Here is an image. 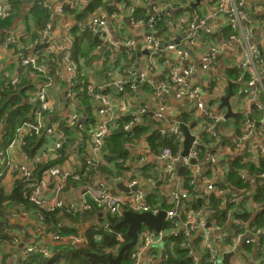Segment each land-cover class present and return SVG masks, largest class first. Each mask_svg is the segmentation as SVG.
<instances>
[{
	"label": "built area",
	"instance_id": "2783aa9c",
	"mask_svg": "<svg viewBox=\"0 0 264 264\" xmlns=\"http://www.w3.org/2000/svg\"><path fill=\"white\" fill-rule=\"evenodd\" d=\"M82 0H64L60 5L56 7V13H62L65 6L71 4L80 3ZM207 6L211 4H216V10L218 11V16L216 11H213V17L209 16L206 19L201 20V10L194 11L196 9L193 3H187L184 0H157L156 3L150 4L151 7L148 8L145 18L139 20L134 19V14L136 8H130V15L127 16L132 20V22L139 23L144 25L147 31L146 37L140 43L128 38H122L118 42H112L109 49L115 50L120 47L128 49H136L137 47L143 46V48L148 49L155 61L158 62L156 54H162L165 57V53L175 51L182 60H186L187 56L190 54V51L199 43L200 33L203 31L205 33V38L208 40V43L213 41L214 34L220 33L224 36L227 46L239 42L242 45V53L238 61L237 67L238 72L240 70L244 78V88L239 91L238 96L243 100L251 99L253 104L249 105L248 112L243 114L241 119L242 123L245 121L244 126H238L240 128L239 138L234 142L236 149L243 150L245 154V159L239 165V170L237 173L238 178L243 180H250L254 185L256 184L257 177L250 173L249 166L250 164L258 165L260 158H264V43L260 45L251 44L249 41L254 35L255 28L258 26L252 16L253 10H247L249 0H207ZM201 2V0H200ZM46 5V2H44ZM200 4V3H199ZM198 6V5H197ZM210 8V7H208ZM153 10L156 14L151 15L147 23L145 24L147 15L150 14ZM258 7L254 8V12H257ZM10 8L8 7L7 0H0V15H8ZM180 12L183 14L173 20V14ZM196 13V14H195ZM199 20V22H197ZM217 22L215 28L210 22ZM219 21V22H218ZM164 24L167 28L166 31H163L159 37H154V33L162 31L165 27L161 29V25ZM90 26L95 27V33L102 34L105 36V39L108 38L106 32L107 22L102 16L93 18ZM228 26L230 28V33L227 34L223 28ZM51 25L48 26V31L44 34V42L47 44L43 50H39L36 53L30 54H20L19 60L23 66H31L36 69L39 73L40 80L37 82V92L35 95L36 106L31 112L29 119L23 121L19 128L16 130V137L9 142L5 148H0V156H7L0 161V164L3 167L4 171H19V174L22 176L23 182L29 184V187L32 189L30 193V199L38 202L42 207H46L49 210H53L56 207H66L72 212L77 210H89L91 208L90 201H95L98 205L103 208V212L118 213L121 212L122 206H127L128 209L135 212H152L157 214L161 209L156 207V204H150L145 202V194L141 189H137L129 193L128 195H121L113 193L107 185L102 181H95L97 188L93 186L83 187V192L79 196H73L66 201L62 199L60 194L61 191L65 188L64 180L70 175L74 179H80V173H77L76 170H63L61 166H53L49 169H46L43 172V175L37 176L38 178L33 179L34 171L30 164L41 160L39 156L28 157L21 153V148L26 145L24 136L36 135L37 137L45 138L46 150L52 149L51 151L60 150L68 143V138L65 132L59 128L60 123L65 119L69 124L79 123V129H86V124H82L81 120H78V113H72L70 116L64 118L63 120L56 122H48L47 117L54 112L53 105L51 104L48 96V88L52 86V78L47 75L48 65L45 61L41 60L42 56L51 57L52 50L57 48V43L55 39H52L50 36ZM183 32L188 33L185 38L180 39L178 43H170L176 41L179 35ZM165 34V35H164ZM167 35L170 38L168 42L166 41ZM216 35V34H215ZM172 36V37H171ZM165 37V38H164ZM165 39V41L162 40ZM205 38H201L205 41ZM211 40V41H210ZM14 41V36H8L4 41L3 45L0 47V53L2 50L7 49L10 42ZM215 43V39L213 41ZM163 43H167L166 46L162 47ZM73 45V43H72ZM141 48V47H140ZM220 45L209 47L208 54H205L202 58L203 61H200L203 70L208 69L209 65L214 61L217 53L220 50ZM67 61H71V52L66 57ZM153 60V62H155ZM156 63V62H155ZM148 68V67H147ZM73 72V83L76 78V70L71 66L70 68ZM197 70L195 65H176L172 67L165 76L163 80V90H169L171 87H175V93L177 98H185L191 101V103H196V109L203 110L204 115L201 120V133L194 135L195 140L193 146L188 155L183 156V148L180 153H173L170 148H164L160 157L161 162L163 160L170 159L171 161L167 164H161L158 166L157 171L160 172L163 178L166 179L168 176H176L174 172V167L184 166L187 169L192 170V172H197V164H193L192 160L198 161V147L202 144L203 139L207 136L209 138H214L215 142L222 140L221 132H225V128L228 130L224 124L228 118L225 117L226 112L222 108V105L216 104L206 107L205 104L200 99V88L192 83H189V77ZM133 70H129L132 72ZM240 74V73H239ZM136 75V73H135ZM167 75L169 77H167ZM3 72L0 70V78H2ZM137 77V76H136ZM139 77V75H138ZM142 78V75H140ZM16 82V77L13 78ZM119 88L120 82L116 84ZM133 87H136V84H133ZM161 90V87L159 86ZM70 97H75L74 95H69ZM258 98L262 102L256 101ZM214 108H217L216 110ZM162 108L160 111H163ZM114 108L110 104H106L103 108L98 110L100 115L109 116L110 120H114ZM145 113V112H143ZM253 113H257L258 117L253 118ZM162 119L163 115L161 112L156 114V119ZM139 122V117H135L133 121L128 123L125 128L127 130L132 129ZM112 124V125H111ZM113 121H103L96 124L95 129L91 132V148L93 150V155L85 160V166L87 169L102 163V158L98 157L97 152H101L105 148L106 138L110 135L113 128ZM258 128V129H257ZM171 135L178 136L181 135L180 128L177 123H174L169 130ZM51 141V144L48 142ZM183 141V140H182ZM84 143V141H82ZM86 144V143H85ZM77 145V144H76ZM75 145V146H76ZM82 147V143L79 145L78 149ZM233 148V145H227L225 148H221L220 152L217 150V153H225L227 149ZM19 151L22 157V163L16 162L13 157V152ZM218 159V155H212L210 162L215 163ZM200 162V161H198ZM248 165V166H246ZM84 166V165H83ZM2 173H0V176ZM59 175L60 183H56L53 180L49 181V178ZM170 177V178H171ZM183 179V177H180ZM260 181L264 184V172H261L258 175ZM35 180L36 182H34ZM54 184L56 187L51 190L57 192L54 198H49L44 194L45 190ZM214 182L208 185V190L215 192L217 197H220L221 200L219 205L222 209L226 205L230 204V209L227 214V221L225 227H223L217 221H211L210 215H208V220L203 221L200 226L196 224V221L191 220L200 212L206 211L205 209L194 210L192 208L187 209L191 206L189 203L193 199V195L190 193L189 189L185 187L182 182L178 186V189L174 190L170 195V202L173 204V207L170 210H167L166 224L161 232L149 231L144 227L138 234V239L133 247L131 252V258L133 259V264H146L142 260L147 249H150L151 253L158 255L165 251V261L170 257L167 254V247L173 249V246L177 243V240L180 238V235L183 234L184 238L186 237L187 246L190 249L189 257L193 258L195 264L201 262H211L212 264H224V255L233 252L234 254L230 258V264H232V259L237 260V264H264V227L251 226L250 222H241L234 223L229 220L231 216H235L238 212L242 211L243 208H248L251 211L256 212L261 209L259 205L255 206V202L251 199L252 191L241 192L238 194H232L230 197L224 198L222 188L214 189ZM131 187L137 186V181L134 180L130 184ZM232 186H229V189L232 190ZM236 191V190H234ZM247 194V196H246ZM221 195V196H218ZM225 195V194H224ZM219 206V207H220ZM255 206V207H254ZM257 208V209H256ZM263 208V207H262ZM264 209V208H263ZM207 212V211H206ZM215 212V211H214ZM214 212H212L214 215ZM185 214L186 218L189 219V224L183 225L179 228V221L181 214ZM209 214V213H207ZM253 214V213H252ZM177 215V216H175ZM201 213L197 216L199 218ZM216 216V215H215ZM30 217L29 213L25 210L14 211L13 218L15 219H26ZM178 217V219H175ZM185 218V220H186ZM213 219V218H212ZM184 220V221H185ZM182 221V224L184 223ZM175 223L176 227L173 229H165L169 224ZM228 227V230L225 229ZM111 229H108L110 231ZM195 230L196 232L191 234V231ZM223 230V232H222ZM222 233L223 235H221ZM167 236L168 239L163 243V247H158L157 244L163 241V237ZM53 240L59 241L61 238L58 234L52 233ZM119 244L116 246L115 251H109L108 254L111 256H117L119 253V246L123 241V235H116ZM67 241L70 244L80 245L86 244L87 238L85 235H70L67 238ZM16 244H19L21 241L16 237ZM258 247H260L258 249ZM258 251L255 252V250ZM35 254H43L45 257H51L52 252L47 248L39 244H28L25 245L20 251L21 259H26ZM248 258V261L245 259ZM208 259V260H207ZM15 260V258H14ZM13 260V261H14ZM20 259L16 260L15 264H21Z\"/></svg>",
	"mask_w": 264,
	"mask_h": 264
},
{
	"label": "crops",
	"instance_id": "0c3cea01",
	"mask_svg": "<svg viewBox=\"0 0 264 264\" xmlns=\"http://www.w3.org/2000/svg\"><path fill=\"white\" fill-rule=\"evenodd\" d=\"M184 1L187 3H193L194 0ZM156 2L157 0H147L146 2H139L138 0H116L114 5H116L117 8L119 7L118 10L120 12L122 11L125 16H129L131 13L130 8H141V11L148 12L147 7L150 4ZM61 3H59V5ZM248 3L247 10H253L252 16L256 22V25L258 26L255 28L254 35L251 37L249 42L251 44L260 45L261 43H264V0H249ZM207 4V0H201L197 8L194 9V11L202 9L200 14L201 20L206 19L209 16L213 17V11H216V15L214 17L218 16L216 4L213 3L211 6H207ZM255 7H258L257 12H254ZM182 14L183 12H177L173 14V20L175 17L179 18ZM100 16L107 20L106 32L108 38L105 39L102 46H98L95 51L89 52L86 56L87 61L82 68L83 72H81L88 81V84L85 85L88 88V94H85L82 92L81 88H76L77 85L73 83V72L70 69L71 66L66 57L71 50L72 42L75 40L73 31L76 28H85L90 26L92 19ZM126 19L127 17L120 19L114 15H110L104 9H98L83 23L77 22L73 18H69L64 15L55 17L51 23L50 36L52 39H55L57 48L52 50V55H54L52 60L55 63L51 74L52 86L48 88V96L51 104L53 105L54 112L50 114L47 119L50 121L53 120V122H56L57 120L61 121L64 118L70 116V114L76 112L80 114V118L78 120H83L82 124H85L87 119H89L88 113L91 110V112H94L97 116V124L105 120L112 122L114 120H110L109 116L100 115L99 112H97L106 104H110L113 106L114 110H117L118 112L120 111L121 113L123 112L126 115H131L133 117L138 116L140 123L152 118L157 120L158 123L153 124L151 121H147V124H149L150 130L152 132L158 131L161 134H170L169 130L174 123H177L180 128V122L176 119L177 116L180 115L183 119V122L189 126L191 134H198L197 136H199L201 129H203L201 125V120L204 117L202 113L203 110H197L196 103H191L188 99L177 98L175 87H171L168 91L162 89L164 82L163 80L165 79L166 73L172 67L176 65H195L197 70L189 77L188 82L195 84L200 88L201 95L199 101L203 102L206 107H209L213 104H216L217 106L219 104L221 107V98L228 96L231 88L233 94L229 98L230 106L232 111L237 114V116L228 117L224 124L229 129L227 130L225 128V132H221V136L224 140L221 138V140L216 142L214 146L208 147L206 149L205 158L198 160L200 161L197 164L198 171L193 172V184L197 192L192 188L191 191L193 194H198L194 199L198 202V205L202 206L199 209H205L207 213H211L214 211L212 200H209L206 195L214 194L216 196V194L215 192H210V190H208L207 187L210 183L214 182L215 184L213 190H217V187L222 188L221 190L223 191V197L226 198V200L233 193H241V191L234 187L232 180L233 177L237 175L239 165L245 159L246 153L241 149H236L234 142L239 138L238 134L240 132V128L238 126L242 127L245 125V121L244 123L241 121L243 114H246L248 112L249 105L253 104L251 99L241 101L238 96L239 91L244 88V78L240 70L238 72L237 67L240 55L242 53V45L239 42H235V44L232 46L231 44L227 46L225 43L226 40L224 36L221 35V32L215 33L216 35L214 34V37H212L213 41L215 39V43L213 41L208 43V40L205 38V33L202 31L200 33L201 36L199 43L190 51V54L187 56L185 61L182 60V58L178 56L175 51L165 53L164 59L158 60V62L155 61L153 56L146 54H142L141 59L138 61L137 55L133 52H142L146 50L143 48V46L136 50L129 49L131 53L128 56L123 55V48H117L115 49V54L110 56L109 60H106L107 57L104 58V55L106 52H108L107 50H109L111 45L109 39L115 43L122 38H129L141 43L146 37L148 30H146L144 25H140V22H131L130 20ZM20 20L21 18L16 23L18 27L16 25L14 26V30L18 28V31L15 32L23 34L27 31V29L23 21L21 22ZM210 21V23L215 28H217V22H212L213 20ZM201 38H205L206 40L203 41ZM170 39L172 40L173 38H170L167 35L166 41L168 42ZM217 43L220 45L221 49L214 58V61L209 65L208 69L203 70L200 61H203V56L208 54L209 47L216 46ZM86 44L87 42L82 43V45ZM123 59L125 61L124 63H127L130 66V69L134 71H132L134 75L136 73L135 67L138 66L137 70H139L138 72L140 75H142V78L138 76L136 77L135 75V81L138 86L136 88L133 87V91H130L128 94L122 95L118 93V88L115 87L116 83L113 84L112 81L124 78L119 67V64L121 65ZM18 60L19 56L14 58L10 53H7L5 55V59H3V64L8 66H13L15 64L20 65L21 63ZM153 60L156 63L153 62ZM31 75L34 76L33 74ZM16 76L17 73L13 75L14 78ZM39 79L40 78L37 75L33 77L36 88ZM121 81L122 80L119 82L120 86L122 87L129 83H127V81ZM230 83L232 86H230ZM159 86L161 87V90L159 89ZM36 88L26 91L25 96L23 97L24 101L33 103L37 92ZM69 95H74L75 97L73 98ZM87 97H92L93 99L89 101ZM256 101L262 102L260 98H258ZM143 108H145L144 111H142ZM162 108L164 110L160 111ZM222 108L225 112H227L225 106H222ZM214 109L216 110L217 108ZM141 111L145 113H142ZM159 112H161L163 115L162 119H156V114ZM77 123L73 124L77 133L74 132L73 137L71 136L72 138L76 139L77 145L70 150L68 158L64 164H54L53 166L59 165L63 170H76L78 167H80L81 163L79 157L80 153L86 152L87 155H93L91 143L84 144L82 142L83 136L81 135L79 125H77ZM178 138L179 141L181 140V143H183L182 140L184 139V136L182 132L181 135H178ZM107 140L108 139H106V142ZM48 142L51 144V141L48 140ZM45 143L46 141H44V144L40 147L38 156L43 159L50 155L47 159L54 160L53 154L50 153L52 149L50 148L49 150H46V148H44ZM81 143V152H79L78 147ZM227 145H233V148L227 149L225 153H217V150L220 152L221 148H225ZM106 148L107 147H105V149L101 152H97L98 157L103 159L102 163L110 162L108 159L109 152H107ZM124 148H128V151H130V156L127 154V161L119 168L120 178L111 179L108 176H101V181L104 182L113 193L121 194L123 196L128 195L129 192L125 191L124 187L119 188L116 186V183L121 182L125 187L128 188L131 182L136 180L137 186L145 194V202L152 203L154 201L159 202L164 198H168L174 190L178 189V186L181 184V182L183 185L185 184L184 179L178 177L177 174L173 177L170 176V179L162 177L160 172L157 171V168L161 164L168 163L167 160H163L161 162L159 157L161 156L163 150L151 149L150 143H148L146 139H143V137L136 141H125ZM21 153L19 151L13 152V157L16 162L22 163ZM212 155H218V159L215 163L210 162ZM231 166H233V170L230 172ZM7 171L9 172V170ZM202 171L203 173L201 174ZM0 173H2V183L9 188L11 186L9 185L10 180L8 179L10 177L15 179L19 171H10L8 174L9 177L6 180H3L6 171L3 170L2 166H0ZM226 178H228L227 183L225 181ZM229 186H232V190L229 189ZM55 187L56 186H48L44 194L51 199L54 198L56 195H58L57 192L51 191ZM93 187L97 188V186ZM63 191L64 193L60 194L62 199L66 201L73 196H79L83 192V187L68 186V188H64ZM217 198L219 199V207L221 198ZM254 214L256 215V211ZM254 214L253 216H255ZM28 219L29 220H23L20 222L21 228H17V230L12 232L13 237H19L22 240L29 241V243L36 242L37 244H41L48 248L50 246L49 243H54L56 245L59 242L61 245L69 244L66 239L63 241L53 240L52 231H47L48 227L43 224L39 217L32 218L30 216ZM16 220L18 219H12V221ZM36 221H38V224ZM62 221L64 225H73L71 221L65 219H62ZM178 222L179 228L183 227V225H186L185 223L182 224V221ZM188 224L189 221L187 225ZM86 225H83L82 228H80L81 235L87 233V231L90 230L92 227V222L87 223ZM225 225L226 224H224L223 227H225ZM225 230L227 231L228 227ZM220 234L223 235L222 233ZM18 246L19 245L15 243L16 249H18ZM4 247L5 251L3 249L2 251L6 252L5 254H7V252H11L8 250L7 246ZM259 248L260 247H258V249ZM258 249H256L255 252L258 251ZM162 254L163 252L155 255L154 253H151L150 249H147L144 257H142L141 262L143 261L146 264H163L165 263V255L162 256ZM12 258L13 257L9 259L7 262L8 264L13 263ZM245 260L248 261V258ZM237 263V260L233 258L232 264Z\"/></svg>",
	"mask_w": 264,
	"mask_h": 264
},
{
	"label": "trees",
	"instance_id": "16d2710c",
	"mask_svg": "<svg viewBox=\"0 0 264 264\" xmlns=\"http://www.w3.org/2000/svg\"><path fill=\"white\" fill-rule=\"evenodd\" d=\"M64 0H7L10 12L8 15H0V44L8 37L14 36V41L10 42L7 49H3L0 53V70H3V76L0 78V142L3 145H7L12 141L16 135V130L19 125L30 118V114L33 111L34 104L32 102L24 101V96L27 90L34 89V81L31 74L39 75L36 69L31 66L23 65H13L8 66L3 64V59L5 55L10 53L14 58L20 54H26L27 52H32L33 54L38 52L40 49L45 48L46 43L44 42V34L48 31V26L51 25L52 21L56 16L64 15L69 18H73L75 21L83 23L90 15H93L98 9H104L110 15H115L120 12L116 10V0H82L80 3L71 4L65 6L62 13H56V7ZM139 2H146L147 0H138ZM46 2V5L44 4ZM138 14L134 16L135 20L145 18V11L137 9ZM135 12V13H136ZM124 16V13H121ZM21 18V22L25 24L27 31L25 33H17L18 28L14 30V26H17L18 20ZM106 20V19H105ZM126 20H132L127 17ZM107 21V20H106ZM18 27V26H17ZM223 30L229 34L230 28L225 26ZM74 39L76 40V46L72 48V58L71 62L76 68L77 75L74 79V84L77 85L76 88L82 90L83 93L88 94V88L85 86L88 84L85 76L81 72L82 68L87 61L86 56L89 52L95 51L97 47L102 46L105 41V36L99 33H95V27L87 26L85 28H76L73 31ZM3 39V40H2ZM2 41V42H1ZM81 42V44H80ZM87 42L86 45L82 43ZM43 44L42 46H38ZM141 47V46H140ZM137 47V48H140ZM104 58L109 60L110 56L115 54L116 50H107ZM124 56L130 55L126 49L122 51ZM159 60L164 59L162 54H156ZM41 60L49 64L47 75L51 76L52 68L54 63L50 57L42 56ZM122 60L119 67L121 73H123L124 78L116 79L112 81L113 84L119 83L120 80L127 81V85L122 88H118L117 91L120 94H128L133 91V84L136 82L135 75L129 72L130 66L124 63ZM124 63V64H123ZM13 71V72H12ZM17 73L16 82H14L13 75ZM32 80V81H31ZM111 84V85H113ZM115 84V85H116ZM114 86V85H113ZM116 87V86H115ZM82 94V93H81ZM91 101L92 97H87ZM90 103V102H89ZM114 121L113 130L110 135L106 138L108 139L105 147L107 152H109V161L107 163H99L90 169L85 166V160L89 157L86 152L80 153V167L76 169L77 173H80L81 178L74 179L72 176H68L64 180V186H96L95 181H101V176H108L111 179L120 178L119 168L125 164L127 161V154L130 156V151L128 148H124L125 141H136L143 137L151 145V149L163 150L164 148H170L173 153L182 152V143L179 141L178 136L171 134H161L158 131L152 132L150 130L147 121H151L153 124L158 123L155 119L145 120L143 123L132 127V129L127 130L125 126L133 121L135 116L126 115L123 112L113 111ZM89 119L86 121V129L81 130V135L83 136V141L89 143L91 140L90 130L93 131L96 126V114L93 112L88 113ZM253 118H257L258 114L253 113ZM48 122H53L48 120ZM112 125V124H111ZM59 128L62 129L67 138L68 143L66 146L60 150L51 151L54 160L43 158L35 163L30 164L34 171L33 179L38 178L37 176H42L46 169L53 167L54 164H64L68 158L70 150L76 145V139L72 138L76 130L73 124H69L65 119L60 123ZM258 129V128H257ZM77 133V132H76ZM72 136V137H71ZM26 145L21 148L23 155L28 157L38 156V151L40 147L44 144V137H37L36 135L24 136ZM215 142L214 138L205 137L202 144L198 147V160H202L206 156V149L212 147ZM81 152L80 149H78ZM6 155L0 156V161L4 159ZM84 165V166H83ZM248 166V165H246ZM75 169V168H74ZM250 173L257 177L256 184L254 185L250 180H243L235 175L233 177V184L241 192L252 191L251 199L255 202V206H261L256 215L255 211H251L248 208H243L242 211L238 212L235 216L239 218L241 222H250L251 226L264 227V184L258 178L261 172H264V158H260L258 165L250 164ZM175 174L178 177H183L184 186H186L190 193L193 194L191 188L197 192L194 187V173L192 170L187 169L184 166L174 167ZM170 179V176H168ZM36 182L35 180H33ZM231 181V180H230ZM191 185V186H190ZM50 186H55L51 184ZM236 189V190H237ZM31 188L29 184L23 182L22 176L18 173L16 175V181L11 187H7L2 183V178L0 177V264H8L7 262L13 255L18 256L15 239L12 236V232L21 228L20 222L22 220L12 221L14 211L25 210L29 215L34 218H41L43 224L48 227V232H53L60 236V241L66 239L70 235H78L81 233L80 228L87 223L92 221H97L99 224H108L109 228L95 227L91 228L86 233L87 243L86 244H64L61 245L59 242L57 245L54 243H49V249L55 252L53 257H45L43 254H35L26 259H20L21 264H109L108 253L109 251L114 252L116 246L119 244L116 235L122 234L123 241L120 244L121 249L124 244L131 241L128 236L129 225L123 222L121 213H111L103 212L97 202L90 201L91 208L89 210H77L72 212L66 207H56L53 210H49L46 207H42L38 202L30 199ZM198 194H193V199L189 203L191 206L187 209L192 208L194 210H199L201 205L194 199ZM209 200H212L214 217L216 215V220L219 221L221 225L226 223L228 210L231 208L228 203L224 209L218 207L219 199L214 194L206 195ZM205 196V200H206ZM150 204H156L161 210H170L173 204L170 202L169 197L157 202L154 201ZM254 206V207H255ZM263 207V208H262ZM122 209H128L127 206H122ZM257 209V208H256ZM255 216H253V214ZM186 218L185 214H181L179 221H184ZM62 219L71 221L73 225H64ZM178 222V221H176ZM179 223V222H178ZM77 225V227H76ZM87 226V225H86ZM175 223L169 224L165 229L175 228ZM107 229H111L107 231ZM66 237V238H65ZM189 241H186L183 234L177 240V243L173 246V249L167 247V254L170 257L163 264H195L193 258L189 257L190 249L187 246ZM7 246L8 250L5 251ZM14 247V248H13ZM134 248L127 249L123 256V262L128 264H133V259L131 258V252ZM15 250V252H14ZM208 260V259H207ZM204 264H212L207 261Z\"/></svg>",
	"mask_w": 264,
	"mask_h": 264
},
{
	"label": "water",
	"instance_id": "95a60500",
	"mask_svg": "<svg viewBox=\"0 0 264 264\" xmlns=\"http://www.w3.org/2000/svg\"><path fill=\"white\" fill-rule=\"evenodd\" d=\"M200 0H196V2L193 4V6L196 8L197 5H199ZM149 7L152 8V5H150ZM156 14L153 10H151L150 14L147 15L146 17V21L145 24L147 23V21L149 20V18L151 17V15ZM197 22H199V20H197ZM167 28L165 27L162 31H158L156 33H154V37H159L160 34L163 31H166ZM188 35V33L183 32L181 35L178 36V38L176 39V41H172L170 43H178L180 42V39L185 38ZM3 40V39H2ZM2 42V41H1ZM40 46L43 44H39ZM167 43H163L162 47L166 46ZM30 52H27L26 54H29ZM134 54L137 55V60L139 61L141 59L142 54H146V55H150L152 56V53L146 49L142 52H134ZM136 68V73L137 75L140 76V73L138 72V66L135 67ZM230 86H232V84L230 83ZM233 94V91L230 88L229 94L228 96L221 98V105L225 106L227 109V112L225 114V117L228 118L230 116H237L236 113H234L231 109L230 106V101L229 98L230 96ZM191 102V101H190ZM143 116V115H142ZM179 122H180V131L183 133L184 139H183V156H186L189 154L192 146H193V142L195 140V136L191 134L189 126H187L184 122L183 119L180 115L177 116L176 118ZM83 122V120H81ZM77 125H79V123H77ZM105 148H103L104 150ZM168 162H170V159H167ZM193 164H198L199 162L197 160H192ZM233 170V166L230 167V172ZM203 173V171L201 172V174ZM229 175V174H228ZM226 183L228 182V178H226ZM116 186H118L119 188H123L124 190L127 192H131L132 190H136L139 187L138 186H133V187H125L123 185V183L119 182L116 183ZM138 187V188H137ZM200 201V199H199ZM122 218H123V222L127 223L129 225L128 228V236L131 238V241L124 244V246L119 250V253L117 256L113 257L111 256V254H108V258H109V264H128L123 262V256L124 253L127 249L133 248L137 242L138 239V234L139 232L146 227L149 231H156V232H161L162 229L164 228L165 224H166V218H167V212L164 210L159 211L156 215L153 214L152 212H134L132 210H123L122 211ZM175 219H178V217H175ZM25 225V224H24ZM35 225V224H34ZM33 225V226H34ZM37 225V224H36ZM92 227H100V228H107V224H97L95 222H92ZM223 232V230H222ZM168 239L167 236L163 237V241L165 242V240ZM163 241H161L160 243L157 244V246L161 247L163 245ZM23 246V244H21V247ZM163 254L162 256L165 255V251L162 250ZM233 252H229L227 254L224 255V260L223 263L224 264H230V258L233 255ZM198 264H202L201 262H199Z\"/></svg>",
	"mask_w": 264,
	"mask_h": 264
},
{
	"label": "rangeland",
	"instance_id": "374dc122",
	"mask_svg": "<svg viewBox=\"0 0 264 264\" xmlns=\"http://www.w3.org/2000/svg\"><path fill=\"white\" fill-rule=\"evenodd\" d=\"M119 8V7H118ZM117 7H116V10L118 9ZM118 11V10H117ZM121 12H118V13H116L114 16H116L117 18H120V19H123V18H125V17H127V16H123L122 14H120ZM138 13L136 12L135 14H134V16H136ZM163 27H165V25L164 24H162L161 25V29L163 28ZM165 35V34H164ZM162 40L163 41H165V39L164 38H162ZM51 57H52V55H51ZM53 63H55L54 61H53ZM46 64L48 65V67H49V64L46 62ZM54 66V65H53ZM167 77H169L168 75H167ZM135 84H136V82H135ZM154 85V84H153ZM138 85L136 84V87H137ZM135 87V88H136ZM153 89V88H152ZM157 92V91H156ZM145 110V108H143L142 109V111H144ZM141 111V112H142ZM143 113V112H142ZM125 114V113H124ZM78 117H80V114L78 115ZM136 117H138V116H136ZM140 122H138L137 124H139ZM0 166H2V165H0ZM10 172H8V171H6V173L4 174V178H3V180H6L8 177H9V174ZM167 177V176H166ZM165 177V178H166ZM8 180H10V183H9V185L10 186H13L14 185V181H16V178L15 179H13V177H10ZM7 180V181H8ZM50 180H53L54 182H56V183H60V177H59V175H55V176H53V178H49V181ZM204 181V180H203ZM106 185V184H105ZM81 187H83L82 185H81ZM68 188V186L67 187H65V189H67ZM60 193H64V191H61ZM219 196V195H218ZM246 196H247V194H246ZM212 212H214V211H212ZM211 212V213H212ZM201 213V216L199 217V218H197V216L199 215ZM199 214H197L195 217H193V218H191V220H194V221H196V224L198 225V226H200V224L203 222V221H206V220H208V215L210 214V217H211V221H217L216 220V216L214 217V215H212L211 213H209V214H207V212L206 211H203V212H200ZM212 215V216H211ZM175 216H177V215H175ZM213 218V219H212ZM24 220H26V219H24ZM229 220H231V221H233L234 223H238L240 220H239V218H237L236 216H231L230 218H229ZM39 222H41L40 220H38ZM38 221H36V223L38 224ZM188 221H189V219L188 218H186V220L184 221V223L186 224V223H188ZM196 231L195 230H193V231H191V234H193V233H195ZM50 247V246H49ZM52 251V250H51ZM54 252V251H53Z\"/></svg>",
	"mask_w": 264,
	"mask_h": 264
},
{
	"label": "clouds",
	"instance_id": "9594fccd",
	"mask_svg": "<svg viewBox=\"0 0 264 264\" xmlns=\"http://www.w3.org/2000/svg\"><path fill=\"white\" fill-rule=\"evenodd\" d=\"M60 16V15H59ZM107 22V21H106ZM129 39V38H128ZM6 40V39H5ZM4 40V41H5ZM76 40L77 39H75L72 43H73V45H71V50H70V52H71V58H72V48L74 47V46H76ZM4 41L0 44V47L3 45V43H4ZM42 42H44V40L42 41ZM43 44H45V42L43 43ZM47 45V44H46ZM38 46H40V45H38ZM42 46V45H41ZM46 47V46H45ZM120 48H123V49H126L128 52H130V50H136V49H138V48H136V49H128V48H124V47H120ZM44 49V48H43ZM43 49H40V50H43ZM109 50H111V49H109ZM134 53V52H133ZM30 54V53H29ZM31 54H32V52H31ZM51 58V60L54 58V55H52V57H50ZM19 62H20V60H18ZM52 62H53V60H52ZM21 63V62H20ZM69 64H70V66H72V67H74L73 66V64H72V62L70 61L69 62ZM22 65V64H21ZM75 70H76V68H75ZM3 71V70H2ZM34 76L36 75V74H33ZM76 75H77V71H76ZM38 76V75H37ZM136 76H138L137 74H136ZM39 77V76H38ZM51 78H52V76H50ZM140 77V76H139ZM14 78V77H13ZM40 78V77H39ZM40 80V79H39ZM38 80V81H39ZM117 88H119V86H116ZM122 87V86H121ZM34 88H36V85L34 86ZM36 90H37V88H36ZM34 91V90H33ZM68 99V98H67ZM33 104H34V107L36 106V103H35V98H34V101H33ZM95 129V128H94ZM80 130V129H79ZM80 132H81V130H80ZM91 134V133H90ZM83 141V140H82ZM7 145H9V143L7 144ZM7 145H3L1 142H0V148H5ZM3 168V167H2ZM0 177H2V175L0 176ZM129 187H131V186H129ZM137 190V189H136ZM132 191H134V190H132ZM131 191V192H132ZM131 192H129V193H131ZM123 210H130V209H122L121 210V216H122V211ZM165 211V210H164ZM135 212V211H134ZM41 219V218H40ZM19 220H22V219H19ZM42 221V220H41ZM92 222H95V223H97V224H99L97 221H92ZM107 228H109V225L107 224ZM91 228H95V227H91ZM90 228V229H91ZM107 231H108V229H107ZM53 233V232H52ZM79 235V234H78ZM82 235H85L86 236V233H84V234H82ZM81 235V233H80V236H82ZM20 241L22 240L21 238H19V237H17ZM56 241V240H55ZM166 241V240H165ZM164 242V241H163ZM21 244H23V246L21 247ZM28 244H37L36 242H32V243H29V241H27V240H22L18 245V249H16L17 250V253H18V256L20 257V251H21V249H23L24 247H25V245H28ZM70 244V243H69ZM39 245H41V244H39ZM43 246V245H42ZM44 247H46V246H44ZM163 247V246H162ZM48 248V247H47ZM49 249V248H48ZM50 250V249H49ZM51 251V250H50ZM52 252V255H51V257H53L54 255H55V252H53V251H51ZM115 257V256H114ZM14 258H15V260H14ZM17 259H21V258H18L17 257V255H13V258H12V260H14L13 261V263L12 264H15L16 263V260Z\"/></svg>",
	"mask_w": 264,
	"mask_h": 264
},
{
	"label": "flooded vegetation",
	"instance_id": "af4514ba",
	"mask_svg": "<svg viewBox=\"0 0 264 264\" xmlns=\"http://www.w3.org/2000/svg\"><path fill=\"white\" fill-rule=\"evenodd\" d=\"M217 223H219V221H217ZM223 226V225H222Z\"/></svg>",
	"mask_w": 264,
	"mask_h": 264
}]
</instances>
